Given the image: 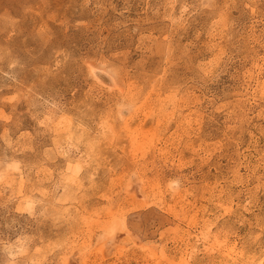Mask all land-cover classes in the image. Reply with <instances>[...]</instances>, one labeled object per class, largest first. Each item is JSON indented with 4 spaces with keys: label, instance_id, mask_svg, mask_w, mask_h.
<instances>
[{
    "label": "rangeland",
    "instance_id": "rangeland-1",
    "mask_svg": "<svg viewBox=\"0 0 264 264\" xmlns=\"http://www.w3.org/2000/svg\"><path fill=\"white\" fill-rule=\"evenodd\" d=\"M0 264H264V0H0Z\"/></svg>",
    "mask_w": 264,
    "mask_h": 264
},
{
    "label": "bare ground",
    "instance_id": "bare-ground-1",
    "mask_svg": "<svg viewBox=\"0 0 264 264\" xmlns=\"http://www.w3.org/2000/svg\"><path fill=\"white\" fill-rule=\"evenodd\" d=\"M97 77L100 80H103L104 82L109 83V85H112V86L114 85L113 79L110 76H107L106 74H99Z\"/></svg>",
    "mask_w": 264,
    "mask_h": 264
}]
</instances>
